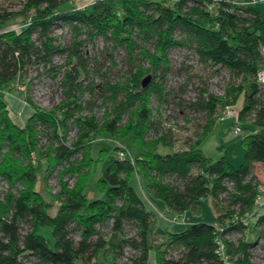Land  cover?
Listing matches in <instances>:
<instances>
[{
	"label": "trees",
	"instance_id": "1",
	"mask_svg": "<svg viewBox=\"0 0 264 264\" xmlns=\"http://www.w3.org/2000/svg\"><path fill=\"white\" fill-rule=\"evenodd\" d=\"M72 1L27 0L17 11L0 5V197L5 202L0 264L31 259L44 264H148L151 252L158 264H256L253 251L264 241L256 171L257 165L264 170V134L243 137L245 154L237 167L225 156L214 160L201 147L221 119L218 107L224 110L241 95L238 122L264 126V83L258 79L264 69V20L256 0H96L66 7ZM19 15L24 17L20 29L7 28ZM61 25L71 31L68 45L52 34ZM98 39L107 43L111 59L114 49L125 51L127 72L111 82L114 66L102 71L94 57V75L104 79L86 84L91 59L84 46ZM179 46L191 48L216 73L227 71L234 82L224 96L205 87L188 101L184 108L203 113L204 123L186 148L176 150L171 127L165 130L154 117L152 97L169 102L164 83L172 69L169 52ZM65 53L61 102L46 109L27 97L30 116L24 124L14 121L5 93L34 65L57 75L61 65L53 58ZM147 75L151 80L143 86ZM88 91L92 96L87 103L101 97L106 104L102 116L84 114L88 104L82 97ZM72 125L77 132L69 140ZM103 133L115 143L132 136L139 151L133 160L113 157L97 181L102 197L89 199L85 189L103 157L101 152L94 159L91 146ZM160 145L171 151L160 153ZM38 169L51 200L38 188ZM134 174L142 190L164 201L175 215L199 213L210 200L214 222L197 221L175 231L159 226L131 182ZM52 177L58 178V189L49 184ZM159 235L166 238L157 243Z\"/></svg>",
	"mask_w": 264,
	"mask_h": 264
},
{
	"label": "rangeland",
	"instance_id": "2",
	"mask_svg": "<svg viewBox=\"0 0 264 264\" xmlns=\"http://www.w3.org/2000/svg\"><path fill=\"white\" fill-rule=\"evenodd\" d=\"M27 0H0V5H5L8 10H21L24 3ZM96 0H73L66 4V7L77 6L82 7ZM256 6L261 12L264 20V0H256ZM24 17L22 15L17 16L7 24V28H15L17 30L23 24ZM58 35V39L65 45H68L71 41L72 34L68 26L61 25L56 26L53 29V33ZM107 43L105 40L98 39L94 42H88L84 46V51L90 57V75L85 80V83L94 80L96 84L103 81V77L100 74L94 75L95 62L93 58H97L101 62V70H108L111 66L113 72L111 73L109 80L111 82L117 79L123 78L126 74V53L124 50L117 48L112 52V59L110 55L106 54ZM149 46V45H147ZM109 52V51H108ZM108 58H105V55ZM67 53L56 55L53 58V63L60 66L59 71H55L57 75L53 76L48 73L45 67L32 66L24 76L21 77L19 82H16L13 86V90L6 92L5 100L8 103V107L11 110V116L19 124L25 122L27 117L32 112V106L30 105L28 98L41 108L51 109L57 105L64 97L61 79L66 68ZM171 59L172 69L168 73L164 83L166 97L168 101L158 99L155 95L152 97V107L154 110V117L156 120H160L165 130L167 127H171L174 138V149L180 150L186 148V142L190 137L195 138V134L199 133V125L204 123V114L201 112H195L189 108H184L189 100H195L199 97L201 89L207 88L209 93L218 96H224L226 88L230 86L234 79L225 70L219 73L215 72V68L212 66H206L200 63L195 52L184 46L174 47L169 52ZM148 65V62H145ZM161 79V78H160ZM236 83L239 80H235ZM91 93L88 91L82 97V101L87 103L91 99ZM28 97V98H27ZM183 101L180 105L178 102ZM243 95L238 98L235 104H231L235 110L239 111L242 107ZM85 104V103H83ZM83 112L84 114L95 113L98 117L102 116L106 109V104L100 97L93 105L87 103ZM229 106V105H227ZM222 110V111H221ZM222 106L218 107L217 112L219 115L223 113ZM220 114V115H221ZM218 118V117H217ZM239 125L242 128L240 133H235V126ZM77 127L72 125L68 133V139L71 140L76 136ZM258 132L264 134V126L253 124L251 121L238 122L234 117H228L226 119H217L213 129L205 136L201 143V147L204 152L211 156L214 160L225 156L234 166H239L242 163L245 147L242 144V139L246 134ZM150 134H154L151 132ZM48 139L42 137V143H47ZM124 146L130 155H134L139 151L138 145L132 136H125L119 139V142H114L108 133L99 135L97 139L92 143L91 154L94 159H98L102 152V158L97 160L96 167L93 170L85 193L89 199L102 197L97 187V181L102 175L103 169L109 164L110 160L117 156L118 150L116 146ZM158 151L160 153H167L171 151L168 146L160 145ZM44 167V166H43ZM256 171L261 179L260 186V202L264 203V170L262 165L256 166ZM38 188L42 191L43 195L51 200L48 194V190L44 188L43 170L38 169ZM58 178L52 177L48 182L51 187L58 189ZM67 180V178H66ZM131 182L141 192L145 198L146 204L150 210L155 212L157 217V223L163 228H167L170 231L185 229L191 223L197 221L214 222L215 210L209 201L203 203L202 209L199 213L192 211H186L183 215H175L173 211H170L165 206L164 201L151 198L142 190L139 179L136 174L131 178ZM70 183L73 184V181ZM60 185V184H59ZM55 189H52L53 191ZM50 189V191L52 192ZM145 192V193H144ZM0 197V216L3 215L5 210V202ZM56 202L52 207V212L56 210ZM259 213H264V206L259 208ZM164 215V216H163ZM255 219L253 217L252 221ZM46 232V231H44ZM47 233V232H46ZM239 236V235H236ZM166 237L157 236V243L165 240ZM259 246L253 251L252 260L254 263L259 264L263 261L264 256V241H259ZM156 256V255H155ZM97 260V259H96ZM99 260H101L99 258ZM157 262V259H156ZM24 264H44L35 259L26 260ZM89 264H97L93 261ZM158 264V263H157Z\"/></svg>",
	"mask_w": 264,
	"mask_h": 264
},
{
	"label": "built area",
	"instance_id": "3",
	"mask_svg": "<svg viewBox=\"0 0 264 264\" xmlns=\"http://www.w3.org/2000/svg\"><path fill=\"white\" fill-rule=\"evenodd\" d=\"M258 79L259 81L264 83V69H261L258 71ZM228 117H234L238 121V117H239L238 111L235 110L231 106H227L222 113L221 119H226ZM241 131H242V128L239 125L235 126V129H234L235 133H240ZM117 155L121 158H130L131 160H133L134 158L133 155L129 154V152L126 150L124 146L119 147Z\"/></svg>",
	"mask_w": 264,
	"mask_h": 264
},
{
	"label": "crops",
	"instance_id": "4",
	"mask_svg": "<svg viewBox=\"0 0 264 264\" xmlns=\"http://www.w3.org/2000/svg\"><path fill=\"white\" fill-rule=\"evenodd\" d=\"M28 119V117H27ZM27 119L25 120V122L27 121ZM24 122V123H25ZM22 123V124H24ZM211 202V201H210ZM148 207V206H147ZM149 208V207H148ZM171 211V210H170ZM183 215V214H182ZM164 216V215H163ZM156 220H157V217H156ZM158 224V223H157ZM160 226V225H159ZM148 264H157L156 262V256H155V253L154 252H151L150 255H149V260H148Z\"/></svg>",
	"mask_w": 264,
	"mask_h": 264
},
{
	"label": "water",
	"instance_id": "5",
	"mask_svg": "<svg viewBox=\"0 0 264 264\" xmlns=\"http://www.w3.org/2000/svg\"><path fill=\"white\" fill-rule=\"evenodd\" d=\"M150 80H151V75H147L146 77H144L142 81L143 86H147Z\"/></svg>",
	"mask_w": 264,
	"mask_h": 264
}]
</instances>
